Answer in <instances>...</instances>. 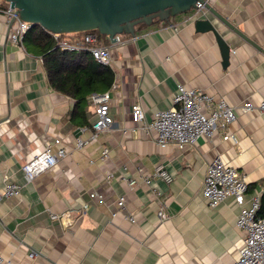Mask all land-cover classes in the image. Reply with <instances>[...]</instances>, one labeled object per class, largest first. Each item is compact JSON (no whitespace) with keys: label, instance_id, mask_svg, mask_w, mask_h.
Segmentation results:
<instances>
[{"label":"crops","instance_id":"obj_1","mask_svg":"<svg viewBox=\"0 0 264 264\" xmlns=\"http://www.w3.org/2000/svg\"><path fill=\"white\" fill-rule=\"evenodd\" d=\"M209 2L258 47L208 10L120 35L116 43L100 39L113 57L114 124L95 140L90 99L85 118L73 117L74 99L50 86L30 34L12 42L14 22L0 13V191L7 182L21 187L20 195L0 201V255L7 264H235L244 243L236 226L240 208L234 197L211 207L203 183L208 165L220 158L244 175L248 201L264 184V113L257 109L264 99V0ZM205 18L216 32L197 30ZM180 84L225 99L237 121L185 150L162 148L154 132L133 122L131 110L141 103L150 123L174 106ZM248 103L255 108L243 111ZM83 119L89 125H80ZM77 138L89 143L78 148ZM47 145L67 154L28 182L22 167ZM159 166L170 183L154 176ZM93 192L103 199L91 198Z\"/></svg>","mask_w":264,"mask_h":264},{"label":"built area","instance_id":"obj_2","mask_svg":"<svg viewBox=\"0 0 264 264\" xmlns=\"http://www.w3.org/2000/svg\"><path fill=\"white\" fill-rule=\"evenodd\" d=\"M209 2V0H206ZM205 5L198 1L196 8L190 12L191 18H200L205 14ZM0 13L4 14L15 26L11 33V41L15 44H21L32 25L23 21L10 3L0 0ZM57 40V46L62 50L81 51L85 50L92 54L95 61L99 64L112 65V52L109 46L101 45L100 35L97 31L83 33L81 39L71 42L69 40H60L61 35L53 34ZM119 36L117 37V42ZM112 86L111 90L113 89ZM111 90L90 97L94 105L96 119L91 125L93 130L92 139L95 140L100 133L109 130L114 119L110 112ZM174 106L167 110L158 111L153 115L152 121L147 124L145 110L141 103L132 107L131 117L135 124H142V128L155 133L156 142L162 147L174 146L179 150H185L194 146L201 137L212 138L217 130L226 131L227 127L236 122L238 117L236 110L231 107L225 99L215 100L211 95L196 89H189L180 84L178 92L174 96ZM255 107L248 103L242 106L243 111H251ZM264 113V99L257 108ZM225 140L232 138L235 142L238 139L235 136L225 133ZM57 144L60 139L55 141ZM89 143V140L77 138V147L83 148ZM65 148H58L56 151L53 145H47L43 152L35 156L22 167L25 179L32 182L42 173L55 167L60 158L66 156ZM108 154V150H103V156ZM103 157V158H104ZM154 176L162 178L170 183L171 176L161 166L157 167ZM111 178V176H107ZM146 183L150 182L149 177H145ZM130 186L136 185L137 180H128ZM248 183L243 174L237 168L225 164L220 158L214 159L207 168L203 183V196L209 201L211 207H216L229 197H234L240 212L237 216L236 226L244 233L243 246L240 249V256L235 264H264V214H261L262 199L264 197V184L260 191L249 201L246 199ZM21 193V187L12 182H7L6 186L0 191V201L18 196ZM93 199L102 200L103 196L97 192L90 194ZM117 205L121 210L126 209L125 197H120ZM87 205L84 206V209ZM162 217V211L159 212ZM54 219L59 216L53 215ZM134 221V217H129ZM72 224V219L69 221ZM36 258V255H31ZM0 264H7L5 258L0 255Z\"/></svg>","mask_w":264,"mask_h":264},{"label":"water","instance_id":"obj_3","mask_svg":"<svg viewBox=\"0 0 264 264\" xmlns=\"http://www.w3.org/2000/svg\"><path fill=\"white\" fill-rule=\"evenodd\" d=\"M17 9L21 19L33 27H42L51 34L69 35L97 31L112 43L123 34L136 36L137 26L151 25L155 20L167 21L171 17L188 13L198 1L205 9L228 25L243 39L254 42L235 28L206 0H5ZM199 31H214L212 22L196 21ZM221 41V38H219ZM223 44V43H222ZM257 46V45H256ZM258 47V46H257ZM225 60L230 47H224Z\"/></svg>","mask_w":264,"mask_h":264},{"label":"trees","instance_id":"obj_4","mask_svg":"<svg viewBox=\"0 0 264 264\" xmlns=\"http://www.w3.org/2000/svg\"><path fill=\"white\" fill-rule=\"evenodd\" d=\"M171 19L173 17L167 21L157 19L151 25L156 23L168 24L171 23ZM151 25L141 24L137 26L136 32ZM31 29L26 36L28 37L30 34L42 52L50 86L59 93L74 99L73 117L85 118V107L91 95L94 93L102 94L111 90L115 82V72L110 66L97 63L88 51L62 50L57 46V40L53 34L42 27L38 26ZM99 35L101 39L105 40L106 36ZM79 124L89 125L85 119ZM261 214H264V197Z\"/></svg>","mask_w":264,"mask_h":264},{"label":"rangeland","instance_id":"obj_5","mask_svg":"<svg viewBox=\"0 0 264 264\" xmlns=\"http://www.w3.org/2000/svg\"><path fill=\"white\" fill-rule=\"evenodd\" d=\"M69 35H71V34H69ZM67 36L68 35H63V37H61L60 40H66L65 38H68Z\"/></svg>","mask_w":264,"mask_h":264}]
</instances>
